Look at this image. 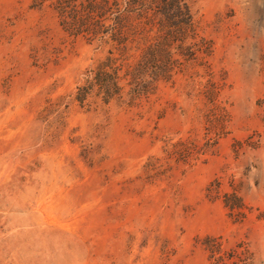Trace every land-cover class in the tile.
I'll use <instances>...</instances> for the list:
<instances>
[{
    "label": "rangeland",
    "instance_id": "374dc122",
    "mask_svg": "<svg viewBox=\"0 0 264 264\" xmlns=\"http://www.w3.org/2000/svg\"><path fill=\"white\" fill-rule=\"evenodd\" d=\"M0 264H264V0H0Z\"/></svg>",
    "mask_w": 264,
    "mask_h": 264
}]
</instances>
